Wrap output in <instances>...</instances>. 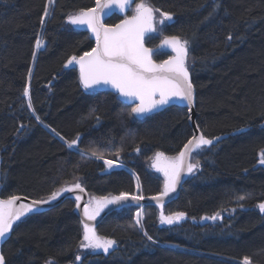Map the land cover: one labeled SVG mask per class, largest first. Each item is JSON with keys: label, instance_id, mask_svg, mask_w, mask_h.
Wrapping results in <instances>:
<instances>
[{"label": "trees", "instance_id": "trees-1", "mask_svg": "<svg viewBox=\"0 0 264 264\" xmlns=\"http://www.w3.org/2000/svg\"><path fill=\"white\" fill-rule=\"evenodd\" d=\"M147 2L172 19L157 25L146 48L156 49L165 37L188 42L196 126L206 138L225 137L193 154L198 167L164 208V216L185 217L162 225L155 208L143 207L140 227L134 223L139 209L114 212L95 230L116 241L105 254L80 247L83 229L75 203L67 200L13 228L2 248L5 264H243L246 257L264 264V214L257 207L264 203V0ZM94 3L0 0V200L47 199L77 182L96 199L155 197L162 180L150 161L157 152L178 156L192 137L185 109L173 106L137 119L115 95L81 87L67 62L94 43L67 21ZM123 19L113 16L105 25ZM168 58L153 57L157 63ZM77 137L70 149L65 141ZM105 159L113 161L111 168ZM217 212L221 218L203 219Z\"/></svg>", "mask_w": 264, "mask_h": 264}, {"label": "snow or ice", "instance_id": "snow-or-ice-1", "mask_svg": "<svg viewBox=\"0 0 264 264\" xmlns=\"http://www.w3.org/2000/svg\"><path fill=\"white\" fill-rule=\"evenodd\" d=\"M95 3L94 8L81 11L79 15L68 17L69 24L86 25L96 38V47L79 57L72 56L67 62L68 65H79L80 81L83 87L93 89L100 85H110L119 93L120 97L130 101H139L132 109V112L137 116L159 109L169 104L170 100L173 99L186 102L190 107L193 103V85L185 66L188 55L186 47L188 42L186 40L181 41L176 36L165 37L164 45L170 47L176 55L161 64L153 62L152 50L146 48L143 43L145 33L156 30L153 26L154 11L159 12L160 16L163 17L160 20L161 24L164 20H171L172 15L159 9H153L147 0H142L141 3L136 5L134 15L115 27H107L101 23V17L107 14L106 10H111L115 6L123 12L130 7L131 0H95ZM228 38L231 39V36ZM41 44L42 41L38 39L36 41L37 48ZM24 95L26 97L29 95L27 89H25ZM28 107H32L30 100ZM36 119L39 121L38 116ZM61 139H64V137H61ZM78 139L77 137L72 141L66 140L65 143L71 149L77 145ZM193 141H195V145L190 148ZM212 144V139L200 134L199 136L194 135L188 140L184 145V150L176 157L169 158L163 152H157L152 167L158 172H163L165 189L160 196L151 197V199L159 201L169 191H175L181 171L185 170L186 167V171L192 173L198 167V162L196 164L189 162L185 165L186 158L191 157L193 151L202 150L204 146H211ZM136 150L139 151V148ZM92 155L96 156L97 159H103V156L98 155L96 151H93ZM104 163L109 168L113 165V161L108 159H105ZM259 163L264 164V151L260 153ZM74 188L83 191V188L77 182L71 187L62 188L59 192H52L47 199L33 200L32 205L47 204L50 200H55L60 192H69ZM142 198L140 196L131 197L133 200ZM19 199L20 197L14 195L7 200H0V239L6 238L16 220H19L26 212L34 211V208L27 204H21L18 208L14 207ZM75 199L77 201L76 206L79 208L81 197L77 195ZM128 199L127 194L121 193L110 200L106 197L97 200L95 207H92L91 202H89L83 209L84 216L88 220H93L107 204ZM244 199V196L239 197L241 201ZM257 207L260 213L264 214V203H259ZM35 210L38 211L39 209ZM140 215L141 213L137 212V217H140ZM184 217L183 212H177L170 216L161 215L160 221L165 224H173ZM218 218H221L219 212L211 217H203L204 220L211 219L213 221ZM137 224H139V220H137ZM83 227L84 235L80 244L81 248H90L94 251L100 250L107 254L116 244V241L112 239L98 236L94 228L88 224H84ZM148 238L151 240V237ZM76 259L80 260L81 257L77 255ZM0 264H5L3 254H0ZM49 264H51V261H49ZM243 264H250L247 257L244 258Z\"/></svg>", "mask_w": 264, "mask_h": 264}, {"label": "water", "instance_id": "water-1", "mask_svg": "<svg viewBox=\"0 0 264 264\" xmlns=\"http://www.w3.org/2000/svg\"><path fill=\"white\" fill-rule=\"evenodd\" d=\"M136 1L137 0H131L130 7L126 8V10L123 11V12L119 11L117 8H115V6H113V8L111 10H106L107 14L106 15H103L101 17V23H103L105 25L106 21L108 19H110L111 17H113V16H116V17H119V18H124L128 14V12L130 11V9L137 3ZM95 6H96V3H94V5H93L92 8H94ZM126 19H128V18H126ZM124 20H122L121 22H119L117 24H121ZM67 25H69L72 29H74L76 31H80V32L87 33L89 35L90 40L94 43V47H96V38L93 35V33L87 28L86 25H72V24H69L68 21H67ZM116 25H114V26H107V27H115ZM151 33L152 32H146L145 33L144 39H143V43H145L144 42L145 39L149 35H151ZM163 42L164 41H162V43L158 47V50H156V51L168 52V53L171 54V57L170 58L174 57L176 55V53L173 52L170 47L164 45ZM144 46H145V44H144ZM156 51L152 50V60H153V55L155 54ZM170 58H168V59H170ZM153 62L154 63H157L154 60H153ZM163 62H161V63H163ZM161 63H157V64H161ZM73 65L78 70L79 81H80V69H79V65H76V64H73ZM185 66H186V63H185ZM189 79L191 81L190 74H189ZM80 85H81V87L84 90H86V91H88L90 93H110L112 95H115L117 97V100L120 103H122V104H124L126 106L135 107L139 103V101H130V100H127V99H125L123 97H120L119 96V93L116 92V90L113 89L110 85H100V86H97V87H95L93 89H85L83 87V85L81 84V81H80ZM173 106L187 110L188 125H189V127H190V129L192 131V137L194 135L199 136L201 133L199 132V130H198L197 126H196V94H195L194 87H193V103H192V105L190 107H189V105H187L186 102L180 101L178 99H173V100H170L169 104H167V105H165V106H163V107H161L159 109L153 110L150 113H146V114H143V115H140V116H137L133 112H132V114H133L134 117L140 119V118H143V117H149V116H152L154 114H158V113L164 111L165 109L170 108V107H173ZM218 138L219 139H216V138L215 139H212L213 140V144L211 146H204L203 149H209L211 147H215L225 137H218ZM194 145H195V141H193V145H191L190 148L191 147H194ZM183 150H184V147L182 148L181 151H183ZM198 151L199 150L193 151L192 154H191V157H187L186 158L185 165H187V163H189V162L191 163V158H192L193 154H195ZM152 168H154V167H152ZM194 171H195V169L193 170V172ZM193 172L192 173H188L186 171V167H185V170L181 171V173H180V179H179V182L176 184L175 191H169L168 194L166 196H162L159 201H157L155 199H151V197H143L142 199H139V200H133V199H131L132 196L128 195L129 196V199L128 200H121V201H119L117 203L107 204V206L104 207L99 212V214L95 217V219H93V220H88L84 216L83 209H84L85 205H88L89 204V202H91V206L92 207H95L96 206V201L97 200H100V199L90 198L89 195L86 193V191L84 189H83V191H80V189L74 188L72 191H69V192H60V195H58L55 200H50L47 204H42V205H32V200H29V199L20 197V199L18 201H16V204H15L14 207L18 208L21 204H27V205L32 206L34 208V211H32V212H26V214L24 216H22L19 220H16L13 223L12 229L7 234L6 238L5 239H0V254H2V248H3L4 244L9 240V238L11 236V233H12V230H13V228L16 225H18L21 221H23L24 219H26V218H28L30 216L39 215V214H43V213H46L48 211H51L52 209L60 206L63 202H65L67 200H71V201H73L75 203L74 214L79 219V222H80L81 227L83 229V234H84V227H83L84 224H88L90 227H92V228H94V230H96V228L98 227V225L108 215H110V214H112L114 212L120 211V210H122L124 208H128V207H134V208L153 207V208H155L158 211V218H159V221H160L161 215H164V208L166 206H168L169 204L175 202L179 198L181 189L183 188V186L185 185V183L187 182V180L189 179V177L191 176V174H193ZM152 173L157 174V175H159L162 178L163 185H162L161 193H163L164 192V189H165V177H164L163 172H158L154 168V170L152 171ZM71 186H73V185H71ZM71 186H67V187H71ZM160 194L157 195V196H160ZM77 195H79L81 197V199L79 201V204H80V207L79 208H77V206H76L77 201H76L75 197ZM157 196H155V197H157ZM108 199L110 200V199H112V197H110ZM35 209H39V210L36 211ZM179 222H177V223H179Z\"/></svg>", "mask_w": 264, "mask_h": 264}, {"label": "rangeland", "instance_id": "rangeland-1", "mask_svg": "<svg viewBox=\"0 0 264 264\" xmlns=\"http://www.w3.org/2000/svg\"><path fill=\"white\" fill-rule=\"evenodd\" d=\"M137 4H139V3H136L133 7H132V10L130 9V11H131V15L129 16L128 14H129V12H128V14H127V16L128 17H126V18H130L132 15H134L135 14V12H134V9H135V7H136V5ZM154 17H155V19H154V21H153V26H154V28L155 29H157V25L160 23V19H158V18H156V15L154 14ZM156 32V30L155 31H153L152 33H151V35H149L146 39H145V41L144 42H146V40L147 39H149V38H151L153 35H154V33ZM162 41H164V39L162 40ZM162 41H161V43H162ZM160 43V44H161ZM145 44V43H144ZM160 44H159V46H160ZM158 46V47H159ZM158 47L156 48V49H154V51H156V50H158ZM43 48V43L41 44V46L39 47V48H37V46H36V49L37 50H41ZM152 50V49H151ZM157 53H167V54H169L170 55V57H171V54L170 53H168V52H164V51H156L155 52V54H157ZM154 54V55H155ZM154 55H153V57H154ZM187 60H188V55H187V57H186V64H187ZM155 162V158L153 159V160H151L150 161V168H151V171H153L154 170V168H152L151 166H152V164ZM155 175H157V174H155ZM157 176H159V175H157ZM160 177V176H159ZM161 178V177H160ZM161 180H162V178H161ZM162 185H163V180H162ZM90 198H94V197H90ZM96 199V198H95ZM138 212H140L141 213V215H140V217H137V212L135 213V216H134V223L137 225V226H140L141 227V224H142V212H141V210H138ZM137 220H139V224H137Z\"/></svg>", "mask_w": 264, "mask_h": 264}]
</instances>
